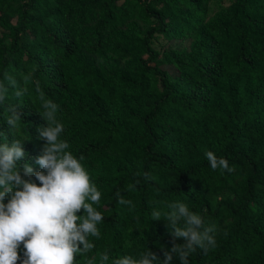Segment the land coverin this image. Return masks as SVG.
Wrapping results in <instances>:
<instances>
[{
  "label": "trees",
  "instance_id": "16d2710c",
  "mask_svg": "<svg viewBox=\"0 0 264 264\" xmlns=\"http://www.w3.org/2000/svg\"><path fill=\"white\" fill-rule=\"evenodd\" d=\"M5 71L26 91L9 87L0 143L23 141L18 163L41 170L39 85L101 192L100 237L77 264L148 247L163 264L171 230L151 212L172 202L219 229L217 247L190 264H264V0H0V81ZM206 151L234 171H213Z\"/></svg>",
  "mask_w": 264,
  "mask_h": 264
},
{
  "label": "clouds",
  "instance_id": "9594fccd",
  "mask_svg": "<svg viewBox=\"0 0 264 264\" xmlns=\"http://www.w3.org/2000/svg\"><path fill=\"white\" fill-rule=\"evenodd\" d=\"M9 87L16 89L17 98L25 95L26 89L19 88L17 80L5 71L0 81V106L4 105ZM36 91L42 101V110L37 111L46 122L37 129L39 139L45 141L41 154L35 157L41 170L35 171L29 163H18L27 155L23 141L0 143V264H17L21 244L26 257L22 264H77L78 254L84 257L95 248L90 237H100L98 224L105 217L96 206L100 204L101 192L83 166L85 157L75 156L69 151V143L61 138L64 126L57 119L59 106L44 98L39 85ZM7 111V125L15 129L22 120L17 105L8 106ZM205 157L213 171H234L227 159L212 151H206ZM143 176L151 179L147 172ZM139 183L137 179L127 190ZM115 196L119 205L134 207L132 200L125 199L120 191ZM81 209L84 214L78 215ZM168 209L151 212V220H163L171 230V248L163 251V264H170L174 254L181 264H190V257L198 248L207 253L217 247L216 224L206 221L183 202H172ZM180 238L183 243L177 242ZM99 257L100 264L109 261L107 251ZM159 259L148 247L139 258L124 255L112 264H159Z\"/></svg>",
  "mask_w": 264,
  "mask_h": 264
}]
</instances>
